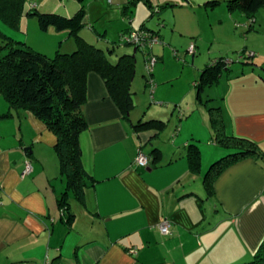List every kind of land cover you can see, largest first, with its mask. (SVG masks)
<instances>
[{
	"label": "crops",
	"instance_id": "obj_1",
	"mask_svg": "<svg viewBox=\"0 0 264 264\" xmlns=\"http://www.w3.org/2000/svg\"><path fill=\"white\" fill-rule=\"evenodd\" d=\"M125 1H92L86 17L92 28L87 27L89 31L81 35L108 50L109 45L103 41L114 42L128 28L158 31L162 44L157 47L162 49L154 47L158 59L153 73L156 83L170 91L184 74L185 70L177 67L180 61L172 57L173 49L180 53L183 66L190 57L191 73L184 86L189 91L201 81L203 89L197 88V97L192 98L202 116L183 109L176 118L170 113V117L151 114L145 119L141 111L136 113L131 83L136 73L145 78L144 60L138 67V50L130 45L118 47V51L110 49L106 56L112 62L121 56L132 57L134 74L129 92L135 118L130 112L124 119L108 95L104 80L96 73L87 75L86 101L82 105L87 129L79 136L86 184L81 199L67 191L66 200L73 214L67 223L58 203L66 191L67 178L60 171L53 148L55 135L29 112L9 111L3 100L0 264H247L263 242L264 160H224L225 165L212 181V192L207 190L205 179L215 163L234 152L219 142L216 119L225 137L253 143L264 158V49L248 46L234 32L233 40L219 48L221 52L210 59L203 57L198 42L200 32L192 28L196 20L184 2L174 0L179 7L174 15L178 17L158 15L154 19L150 13L138 24L131 18L132 9L123 11ZM76 7L73 4L68 9ZM178 21L189 30L177 29ZM30 22L35 21L30 19L25 24ZM259 23L260 32L264 18ZM24 31L22 38L48 57L75 49L74 38L67 32L50 30L42 34L36 25V34L51 39L49 51L45 45L29 41L27 29ZM191 43L196 47L193 56L187 54ZM240 48L260 51L255 58L233 64L230 72L208 84L206 74L203 75L206 65L213 58L229 56ZM166 60L174 69L165 65ZM215 85L216 89L205 93ZM5 113L10 114L1 117ZM138 120L164 124L159 131L150 128L136 132L133 125ZM172 123L174 129L168 142H160L161 133ZM163 144H169L166 151L162 150ZM190 145L199 152L195 168L187 159ZM139 151L148 157L147 167L134 164ZM25 162L31 165L27 175H23ZM165 219L171 224L168 236H162L158 229Z\"/></svg>",
	"mask_w": 264,
	"mask_h": 264
},
{
	"label": "trees",
	"instance_id": "obj_2",
	"mask_svg": "<svg viewBox=\"0 0 264 264\" xmlns=\"http://www.w3.org/2000/svg\"><path fill=\"white\" fill-rule=\"evenodd\" d=\"M73 1L77 5L76 9L47 13V11L40 12V8L33 1L0 0V23L6 27H0V95L8 103L9 111L21 109L29 112L41 120L55 135L56 142L53 148L58 157L60 171L67 178L66 191L58 203L64 221L67 223L71 222L73 218L66 200L67 191L69 190L73 196L81 199L86 184V176L81 162L79 136L87 129L82 114V105L86 101L87 75L96 73L104 80L108 95L117 104L124 119H127L133 109L132 94L129 92L130 79L134 74L133 60L131 56H121L116 62H112L106 55L110 49L114 51L118 47L128 45L124 39L132 31L142 34L149 40L157 39V44L162 42L156 30L145 27L128 28L114 42L105 39L103 42L109 45L110 49L102 50L81 35L85 27L92 28L87 24L86 17L87 7L94 0ZM140 2L149 8L151 15L155 13L156 9L150 0H126L122 7L123 11L133 9ZM215 3L214 0H206L204 5L211 7ZM227 5L229 11L239 12L247 17L251 21L249 28H252L254 15L264 9V0H227ZM70 14L71 16H69ZM31 18H35L37 27L42 34H47L50 30L56 33H69L74 38L75 49L70 53L58 51L54 57H48L42 51H38L22 38L25 35L22 21L27 22ZM128 20L131 18L129 17ZM191 44L194 45L196 51L195 43ZM133 47L143 56L152 55V52L148 51L147 44L143 48ZM247 52L252 51L247 49L240 51L241 54ZM155 58L157 63L158 59L156 56ZM226 60H230L232 63L228 66L225 63ZM242 62L244 61L237 62L226 55H220L206 65L203 75L206 74L208 84H213L222 75L230 72L233 64ZM144 76L146 77V74ZM152 77L153 71L151 86L154 84ZM146 84L150 86L147 81ZM196 84V87L201 91L203 89L201 81H197ZM9 114L5 113L1 117ZM163 124L158 120H138L133 125V129L136 132L147 131L150 128L159 131ZM214 124L217 127L218 136L221 137L219 142L224 147L232 148L234 152L215 163L206 174L205 185L211 192L212 181L225 165L224 160L236 161L251 157L264 160L256 145L242 139H228L223 135V129L217 119ZM189 148L191 150L187 152V159L190 167L195 168L199 164V152L194 146L190 145ZM262 249H264V240L254 258L260 254ZM261 262H263L262 258L247 264H262Z\"/></svg>",
	"mask_w": 264,
	"mask_h": 264
},
{
	"label": "rangeland",
	"instance_id": "obj_3",
	"mask_svg": "<svg viewBox=\"0 0 264 264\" xmlns=\"http://www.w3.org/2000/svg\"><path fill=\"white\" fill-rule=\"evenodd\" d=\"M33 1V3L40 8V12L47 11L48 12H63L61 10H67L70 5H73L75 1L73 0H26V2ZM179 2H184L185 6L189 8L191 12V17H193L196 20V24L192 25V28L199 30L200 33H198V42L201 56L212 58L215 54H218L221 52L219 48L222 47V45H226L229 43L234 35V32H237L238 37H240L243 42L247 41L248 46H253L256 48H263L264 49V24L262 31H258V26L260 25L259 21L261 18H264V9L259 10L257 13V20L258 22L255 23V19L253 20V27L249 28V25L251 21L244 15L239 14V12H231L228 10L227 0H214L216 3L214 6H206L203 2L206 0H178ZM153 7H155L156 11L153 14V18H157L158 15L161 17H165L168 19V16H172L171 18H174L175 11L178 13L179 7L175 6L176 2L174 0H150ZM200 4H199V3ZM158 6V7H156ZM133 15L131 18L134 20L136 19V22L138 23L142 18H149L150 12L148 8L143 4V2L138 3L134 9H132ZM65 13V12H64ZM73 15V13H71ZM71 14L69 16H71ZM232 16V19H231ZM33 21H36L35 18H31ZM190 22H192V19H188ZM95 23V22H94ZM97 23V22H96ZM95 23V24H96ZM28 24V25H27ZM25 24V22L22 21L23 29L26 28L27 31V38L29 41H33L34 43L43 44L46 47H48V50L51 51V39L45 36H41L40 34H36V22H30ZM100 23H97V25ZM139 24V23H138ZM27 26L29 28H27ZM1 28H6L3 23H0ZM255 27V28H254ZM35 28V29H34ZM112 28V27H111ZM110 28V31H111ZM177 29H181V31L186 32L189 29L187 27L183 28V25L181 22L178 21V24L176 25ZM98 30V29H97ZM88 28L85 27L82 32L85 34L87 33ZM110 35V32L108 33ZM188 36H186L187 38ZM91 38V37H90ZM93 39V38H92ZM53 42L58 45V41L56 39H53ZM95 46L100 47L101 45H98L100 43H97L96 41L93 42ZM160 44H155L153 48L151 49L152 55L154 54V47L161 50V47H157ZM257 44V45H256ZM118 47V46H117ZM130 47H133L130 45ZM65 48V47H62ZM134 48V47H133ZM242 48V47H241ZM237 51L236 53L229 54V58L232 60H236L238 58V53L241 50ZM259 50V49H257ZM118 51V48L116 49ZM250 51V50H249ZM260 51V50H259ZM259 51H256L257 54H259ZM161 54H163L162 51H160ZM172 57L176 59V61H180L177 63V67L179 69H184L185 72L182 75L181 78H178V80L175 81V84L173 87H170L169 90H166L164 85L156 83L154 76L152 77L154 84L153 86H148L145 84L146 77L142 78L137 73L134 76V80L131 83V89L135 92L136 100H134L135 104V111L136 113L142 112V117L144 116L145 119H149V115L155 114V115H161L164 114L168 115L170 117V113L172 114V118H176V114L179 115L181 110L183 109L184 112L189 113L190 111H194L195 115L198 117L202 116V112L196 110V106H194V99L195 96L197 97V87L195 84H193L192 89L189 91L185 88V81L189 80L190 76V57L188 58V61H186V64L183 66L182 63H184L175 49L172 51ZM255 51H253L255 57L257 56ZM56 54V53H54ZM214 54V55H213ZM156 56V55H155ZM254 57V58H255ZM145 61V57L141 52L138 51L137 53V66L142 67V61ZM165 61V59H164ZM237 64V63H236ZM158 64L156 63L155 66ZM165 65L168 66V68H173L172 64L169 63V60H166ZM155 66L153 69V73L155 70ZM144 68V66H143ZM174 69V68H173ZM173 71V70H171ZM145 74V71H144ZM192 78V76H191ZM218 85L213 86L212 88H207L205 93L209 94L211 90L216 89ZM2 98V96L0 95ZM193 97V98H192ZM5 101L4 98L0 99V109H1V103L2 101ZM176 100V101H174ZM167 101V102H166ZM172 102V103H168ZM177 103V105L175 104ZM146 104V105H144ZM186 104L188 106H186ZM186 106V107H185ZM210 106H213L212 103H210ZM135 111H131V118L134 119ZM183 112V113H184ZM141 114V113H140ZM182 114V113H181ZM179 117V116H178ZM173 121V120H172ZM173 124H168V127L163 130V132L160 135V142L167 143L169 140V137L173 131ZM4 125V124H1ZM28 139V137H27ZM169 144H163L162 150L166 151ZM264 240V239H263ZM263 259L262 264H264V249L260 252V254L256 258H252L251 260L248 259L246 262H256L259 259Z\"/></svg>",
	"mask_w": 264,
	"mask_h": 264
},
{
	"label": "built area",
	"instance_id": "obj_4",
	"mask_svg": "<svg viewBox=\"0 0 264 264\" xmlns=\"http://www.w3.org/2000/svg\"><path fill=\"white\" fill-rule=\"evenodd\" d=\"M124 40H125V42L128 43V45L137 46V47H141V48H143L145 46V44H147V47H149L148 48L149 50L148 49L147 50L149 52L151 51L153 46L158 43L157 39L149 40L147 37L143 36L140 33L135 32V31H132L131 33H129ZM145 40H149V41L146 42ZM187 53L189 55H192V56L194 55L195 48H194L193 44H191L189 46ZM144 57H145L144 71L146 74V81L151 86V84H152L151 73L153 71L154 65L156 64V58H155V56L149 55V54H146ZM254 57H255V55L253 52H247L246 54H241L239 52L237 62L252 59ZM225 63L229 66L232 62L230 60H226ZM134 164H136L138 166H142V167H147L149 165V159L146 155H144L141 151H139L136 158H135ZM30 171H31L30 163L25 162L23 175L29 174ZM170 227H171V224L167 219L161 221L158 225V229H159L160 234L162 236H168L170 233Z\"/></svg>",
	"mask_w": 264,
	"mask_h": 264
},
{
	"label": "clouds",
	"instance_id": "obj_5",
	"mask_svg": "<svg viewBox=\"0 0 264 264\" xmlns=\"http://www.w3.org/2000/svg\"><path fill=\"white\" fill-rule=\"evenodd\" d=\"M195 54V53H194ZM192 56V55H191Z\"/></svg>",
	"mask_w": 264,
	"mask_h": 264
}]
</instances>
